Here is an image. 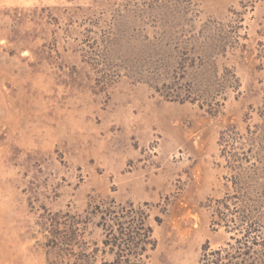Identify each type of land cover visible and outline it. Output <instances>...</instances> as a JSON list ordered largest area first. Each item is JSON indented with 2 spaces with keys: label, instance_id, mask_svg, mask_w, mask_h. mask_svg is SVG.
<instances>
[{
  "label": "rangeland",
  "instance_id": "obj_1",
  "mask_svg": "<svg viewBox=\"0 0 264 264\" xmlns=\"http://www.w3.org/2000/svg\"><path fill=\"white\" fill-rule=\"evenodd\" d=\"M96 1L0 0V264L111 260L97 208L112 204L147 214L146 264H203L233 243L217 210L264 125V0L137 11L134 42L158 36L153 16L179 33L160 68L107 79L79 52V9Z\"/></svg>",
  "mask_w": 264,
  "mask_h": 264
},
{
  "label": "trees",
  "instance_id": "obj_2",
  "mask_svg": "<svg viewBox=\"0 0 264 264\" xmlns=\"http://www.w3.org/2000/svg\"><path fill=\"white\" fill-rule=\"evenodd\" d=\"M171 2L152 0L151 4L139 7L132 4V0H97L94 6L79 9L82 63L101 79L117 76L121 69L130 67L133 71L144 65L160 68L168 52L165 34L179 32L172 30L171 22L164 16H153L151 23L155 26L151 33L156 28L159 30L153 41L138 39L134 42L132 33L143 31L135 22L139 17L137 11L145 10L148 14L156 9L169 11ZM258 131L259 136L247 139L249 150H243L241 157H236V163L241 165L230 167L234 172L232 184L235 188L220 203L228 210V215L217 210L216 224H223L233 233V243L214 251L204 249L203 264H264V125ZM251 158H254L251 166L243 168V163H250ZM252 177L262 183L251 186ZM97 209L100 218L97 227L104 232V253L111 257L109 261L102 260L101 264H146L156 247L147 214L132 206L126 208L115 204ZM228 216L231 218L226 219ZM61 234L64 235V231ZM54 240L57 247L63 244L61 237Z\"/></svg>",
  "mask_w": 264,
  "mask_h": 264
}]
</instances>
